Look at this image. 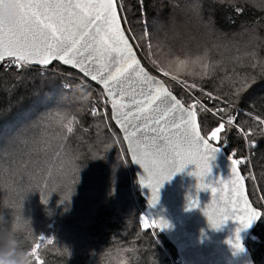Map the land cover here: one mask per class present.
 I'll list each match as a JSON object with an SVG mask.
<instances>
[{"label": "trees", "instance_id": "16d2710c", "mask_svg": "<svg viewBox=\"0 0 264 264\" xmlns=\"http://www.w3.org/2000/svg\"><path fill=\"white\" fill-rule=\"evenodd\" d=\"M117 3L122 7L119 16L128 21L123 28L135 30L141 37L146 25L154 35L153 41L161 51L151 49L153 58L166 68L177 55L194 59L207 53V62L213 67L205 69L204 61H198L177 68L173 62L167 68L170 76L163 77L149 63L147 40L136 49L145 68L168 81L173 94L185 105H191L195 98L208 108L226 106L223 101H236L235 90L251 83L255 75V82L233 104L230 114L237 116V124L245 131H258L253 118L264 117V76L259 69V62L264 60V0H198L199 14L191 12L194 0H143L142 6L139 0ZM253 63L258 67L252 68ZM171 75L187 80L189 85L194 82L203 90L188 91L171 81ZM101 92L80 73L55 61L46 68L29 66L23 70L0 63V167L4 169L0 176V216L11 219L15 214L27 219L22 235L27 250L33 239L44 236L52 240L50 245L47 240L42 245L41 264H171L176 252L151 226L152 216L139 195L108 105L105 115L94 117L92 101L83 99L90 94L97 102ZM57 110L77 118L74 133L65 141L67 155L60 152L56 136L60 129L52 123ZM198 121L206 137L219 124L210 112L201 113ZM257 135L246 140L232 127L223 143L210 142L227 156L236 153V158H241L249 153L247 163L238 168L250 202L264 212V136ZM250 139L256 140L254 147H249ZM9 167L11 175L24 176L23 185H13ZM49 169L52 179L43 191L48 199L45 204L36 185L42 184L38 173L46 175ZM16 179L19 181L20 176ZM29 182L33 192L27 193L22 202L21 193ZM130 183L138 207L131 199ZM142 215L149 219L148 227H144L146 220H140ZM243 244L253 264H264V216Z\"/></svg>", "mask_w": 264, "mask_h": 264}, {"label": "snow or ice", "instance_id": "6c2138e0", "mask_svg": "<svg viewBox=\"0 0 264 264\" xmlns=\"http://www.w3.org/2000/svg\"><path fill=\"white\" fill-rule=\"evenodd\" d=\"M16 2L19 6L16 20L7 25L0 22V63L7 62L9 66L23 70L33 64L46 68L54 61H60L64 65L78 69L84 77L99 84L102 88L100 96L105 105L111 106L110 119L116 122L123 133L131 160L147 173V177L141 176L142 179L138 182L141 187L152 189L148 199L150 208L158 204L159 189L163 183L171 180L189 164L195 165V171L190 175L197 178V191L215 192V187L209 189V183H205V179L211 173L209 160L214 158L213 154L221 147L214 146L210 141L223 143L225 133L232 127H235L246 140L257 134L256 129L249 128L245 131L237 124V116L230 114L233 104L238 102L247 88L251 87V83L255 82V75L251 76V83H245L244 87L235 90L236 101L231 103L223 101L226 106L208 108L195 98L191 105H185L181 98L173 94L168 81L158 78L145 68L138 58L136 49L140 47L141 41H148L149 63L162 73L163 77L170 76L167 68H170L173 62L177 68L198 61H204L205 69L213 67L207 62V53L194 59L187 55L183 58L177 55L169 61L166 68L153 58L152 34L146 25L141 37H137L131 28L122 27L128 21L119 16L122 7L117 0H16ZM197 2L198 0H194L192 10L199 14ZM139 3L142 6L143 0H139ZM251 67L255 69L258 65L253 63ZM259 69L264 76V60L259 62ZM247 79L248 77H245V80ZM171 81L184 86L188 91L192 88L203 90L200 85L194 82L189 85L187 80H180L176 75H171ZM205 95L213 99H223L213 93ZM83 99L92 101L91 114L94 117L100 114L90 94H86ZM209 112L217 117L219 124L206 137L198 117L201 113ZM254 119L258 125H264V117L256 116ZM76 122L75 115L60 110H57L52 118V123L60 129L56 136L60 141V152L64 155H67L65 141L74 133L73 125ZM254 146L253 140L249 147ZM228 158L236 179L228 191L221 217L216 219L208 216L207 221L210 228L219 230L226 221L236 217L240 227L235 230L234 237L225 242L234 250L243 251L240 231L249 228L254 221L264 216V212L253 207L247 193L241 192L237 187V184L245 179L243 175H238V166L247 161L244 158H236V153L230 154ZM57 159H60L59 154ZM64 167L62 164L60 170L63 171ZM3 171V167H0V176ZM9 174L13 185L24 184V176L20 173L11 175V167ZM38 174L42 178V184H37L36 188L41 194V202L46 204L48 199L43 195V191L52 179V172L49 169L46 175ZM17 175L20 176L19 181L16 179ZM145 178L148 180L147 184L144 183ZM29 192H33L31 182L27 190L21 193L22 202ZM233 192L236 193L235 200L231 199ZM241 201L244 204L243 212L239 210ZM229 205L233 207L230 209ZM197 207L198 199L189 197L186 210ZM244 216H247V220L243 218ZM140 220L145 221L146 217L142 215ZM159 225L160 230L169 227L163 218H159ZM151 226L154 227L155 224ZM46 240L49 245L52 243V240L44 236L39 237V240L33 239V245L28 249L30 264H41V249Z\"/></svg>", "mask_w": 264, "mask_h": 264}, {"label": "water", "instance_id": "95a60500", "mask_svg": "<svg viewBox=\"0 0 264 264\" xmlns=\"http://www.w3.org/2000/svg\"><path fill=\"white\" fill-rule=\"evenodd\" d=\"M55 62L80 73L76 68L64 65L60 61ZM31 66L44 68L42 65L37 64ZM80 74L82 75V73ZM86 79L97 85L102 91L99 84L91 81L90 78ZM108 108L111 117V106L108 105ZM111 122L119 132L124 144L138 186L139 195L148 206V199L152 189L141 187L138 182L142 179L141 176L147 177V173H144V170L139 164L134 163L131 160V155L127 152L128 144L123 140V133L120 132L119 126L116 122L112 120ZM213 145L218 146L216 144ZM213 156L214 158H210L209 160L211 173L206 177L205 183H209V189L215 187V192L211 190L197 191V178L190 175L191 172L195 171V165L189 164L183 171L175 174L171 180L163 183L162 187L159 189L158 204L154 208L148 206L153 223L155 224L157 231L173 247L177 256L180 257L182 264H253V260L251 259L247 248L244 246L243 241L259 218L254 221L249 228L242 229L239 233L244 249L243 251H236L225 242L232 239L235 230L240 227L236 217H232V219L226 221L219 230H213L209 227L207 217L212 216L216 219L221 217L223 204L228 198V191L233 186V180L236 179L232 174L231 162L228 158L229 156L224 153L223 149L220 148V150L214 153ZM238 175H242L240 170L238 171ZM220 181H223V183H220ZM212 182H216V184H213ZM144 183H148L146 178L144 179ZM237 187L241 192L247 193L244 180L239 182ZM189 197L198 199L199 207L186 210ZM247 198L249 199L248 195ZM231 199H236L235 192H233ZM232 207L233 205H229L230 209ZM243 209L244 204L241 201L239 210L243 212ZM257 210L260 211L259 209ZM159 218L166 220L169 227L160 230ZM243 218L247 220V216H244Z\"/></svg>", "mask_w": 264, "mask_h": 264}, {"label": "clouds", "instance_id": "9594fccd", "mask_svg": "<svg viewBox=\"0 0 264 264\" xmlns=\"http://www.w3.org/2000/svg\"><path fill=\"white\" fill-rule=\"evenodd\" d=\"M16 0H2L0 22L13 23L18 15ZM27 229V219L13 215L11 219L0 216V264H30L31 257L22 238Z\"/></svg>", "mask_w": 264, "mask_h": 264}, {"label": "rangeland", "instance_id": "374dc122", "mask_svg": "<svg viewBox=\"0 0 264 264\" xmlns=\"http://www.w3.org/2000/svg\"><path fill=\"white\" fill-rule=\"evenodd\" d=\"M192 13H196L197 11H191ZM188 26H192L193 27V23H189L188 24ZM132 32H135V34H136V36H137V33H136V31L135 30H131ZM153 39H154V35H152L151 36V43L154 45V47L152 48V51L154 52V51H161V48H159L155 43H154V41H153ZM144 42V43H143ZM141 41V43H142V45H141V43H140V45L141 46H144L145 45V40L144 41ZM204 42H205V40H204ZM146 44H148V41H146ZM106 106V105H105ZM105 109H106V107H105ZM109 109V108H108ZM253 121H254V128H257L258 129V131H257V133H261L263 136H264V129H263V126L262 125H258V122L253 118ZM111 135H112V137H113V139L115 140L116 139V137H115V135H113V133H111ZM254 137H258V135L256 134V135H254ZM251 141H253L252 139H250ZM255 141V143H256V140H254ZM248 157H249V153H246V155H244L243 157H241V158H244L246 161L248 160ZM239 159V158H238ZM250 173V175L251 176H253V178H254V173L253 172H251V171H248V174ZM134 185H133V183H130V193H131V199H132V201H133V203L134 204H137V207L139 206L138 205V201H137V198H136V196H135V192H134ZM263 209H264V206H263ZM141 211V208L139 207V212ZM149 211V210H148ZM142 212V211H141ZM150 213V212H149ZM151 215V214H150Z\"/></svg>", "mask_w": 264, "mask_h": 264}, {"label": "built area", "instance_id": "2783aa9c", "mask_svg": "<svg viewBox=\"0 0 264 264\" xmlns=\"http://www.w3.org/2000/svg\"><path fill=\"white\" fill-rule=\"evenodd\" d=\"M96 107L98 108L99 113L105 115L106 113L105 104H104L103 98L99 95H97ZM146 221H147V224L149 225L150 222H149V219H147V217H146ZM171 262H172L171 264H182V261L180 257L177 256V254L175 258L171 260Z\"/></svg>", "mask_w": 264, "mask_h": 264}]
</instances>
